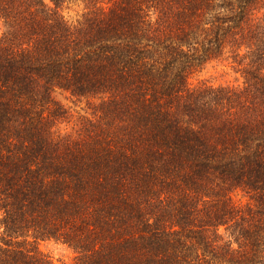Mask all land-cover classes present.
Instances as JSON below:
<instances>
[{
	"label": "trees",
	"instance_id": "1",
	"mask_svg": "<svg viewBox=\"0 0 264 264\" xmlns=\"http://www.w3.org/2000/svg\"><path fill=\"white\" fill-rule=\"evenodd\" d=\"M51 1L0 0V264H264V0Z\"/></svg>",
	"mask_w": 264,
	"mask_h": 264
},
{
	"label": "rangeland",
	"instance_id": "2",
	"mask_svg": "<svg viewBox=\"0 0 264 264\" xmlns=\"http://www.w3.org/2000/svg\"><path fill=\"white\" fill-rule=\"evenodd\" d=\"M45 3L51 7L54 4L51 0H44ZM63 14L69 18H76L77 14L81 11V7L66 4L61 8ZM238 76L228 67L218 62H212L208 64L205 69L192 78L191 83L197 85L199 83H210L213 85H227L236 84ZM58 99L70 109L72 118L68 123V128H73L79 120V116L87 114L89 111L84 103L75 102L72 99L67 98L65 95H58ZM234 199L237 203L246 202V198L242 194H235ZM42 251L48 255L54 264H74L73 254L65 246L57 244L55 242H44L41 244Z\"/></svg>",
	"mask_w": 264,
	"mask_h": 264
}]
</instances>
